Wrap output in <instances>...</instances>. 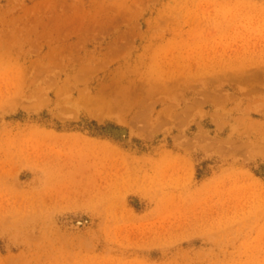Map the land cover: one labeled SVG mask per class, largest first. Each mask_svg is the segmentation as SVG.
I'll return each mask as SVG.
<instances>
[{
	"label": "rangeland",
	"instance_id": "374dc122",
	"mask_svg": "<svg viewBox=\"0 0 264 264\" xmlns=\"http://www.w3.org/2000/svg\"><path fill=\"white\" fill-rule=\"evenodd\" d=\"M0 47V264H264V0H0Z\"/></svg>",
	"mask_w": 264,
	"mask_h": 264
},
{
	"label": "bare ground",
	"instance_id": "6f19581e",
	"mask_svg": "<svg viewBox=\"0 0 264 264\" xmlns=\"http://www.w3.org/2000/svg\"><path fill=\"white\" fill-rule=\"evenodd\" d=\"M80 8V7H79ZM87 16V15H86ZM0 49H1V47H0ZM121 67V66H120ZM101 91V90H100ZM123 92V91H122ZM91 98H92V96H91ZM91 102V101H90ZM126 103V102H125ZM82 180V179H81ZM81 183H83V182H81ZM77 185V184H76ZM83 187V186H82ZM77 188V187H76ZM78 189V188H77ZM83 189V188H82ZM65 190V189H64ZM74 190H75V188H74ZM60 193H58L57 195H59V198H64V200H65V198H67V197H69V196H67V192H63L62 191V189H61V191H59ZM85 192V191H84ZM84 192L81 190V189H79L78 191H76V192H72L73 194H75L76 196H79V195H82V194H84ZM71 193V194H72ZM57 197V196H56ZM71 197V196H70ZM76 199H77V197H76ZM54 200V199H53ZM73 200V199H72ZM58 201V200H57ZM67 201V200H66ZM61 203V202H60ZM76 203V202H75Z\"/></svg>",
	"mask_w": 264,
	"mask_h": 264
}]
</instances>
